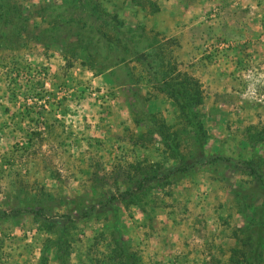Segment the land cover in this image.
<instances>
[{
	"label": "rangeland",
	"instance_id": "obj_1",
	"mask_svg": "<svg viewBox=\"0 0 264 264\" xmlns=\"http://www.w3.org/2000/svg\"><path fill=\"white\" fill-rule=\"evenodd\" d=\"M1 2L0 264H62L59 244L66 264H244L264 0ZM180 71L201 84L203 144L165 89Z\"/></svg>",
	"mask_w": 264,
	"mask_h": 264
},
{
	"label": "trees",
	"instance_id": "obj_2",
	"mask_svg": "<svg viewBox=\"0 0 264 264\" xmlns=\"http://www.w3.org/2000/svg\"><path fill=\"white\" fill-rule=\"evenodd\" d=\"M0 9H1V17L2 19H5V21H8L9 19H12L9 14L11 11H15L14 9H11L8 4H4L3 2L0 3ZM2 14H5L2 16ZM115 20L119 23V19H117L116 15L114 16ZM120 24V23H119ZM181 77L179 80H172L165 78L164 79V85L165 89L167 90L168 94L170 97H172L175 102L178 105V108L180 112L186 117L188 123L192 125V128L194 132L197 135L198 140L203 144L205 141V136H206V129L203 123L202 118L199 117L198 115V105L203 102V92L201 88V84L198 81L197 78L194 76L188 74L185 71H180L179 72ZM175 134V132L173 133ZM251 137L255 139V135L251 134ZM173 138H170L169 144H172ZM170 148L172 149L171 152H173L174 147L170 145ZM224 157L223 155H215L214 158H222ZM246 164L249 166V168L252 170V172H257L256 168L251 165V162L245 161ZM187 165H179L175 166L174 168L171 169V171L178 172V171H186L188 168ZM260 176V175H258ZM262 182V185H264V180L260 179ZM236 194H240V189H236ZM252 207L253 208V213L257 215L255 218L252 220L251 223L245 225L246 228V235L242 239L243 245H247L250 247L248 251H242V256L244 261H242L244 264L247 262V264H253V261L251 260V254H256L258 248L260 250H263V247L261 246L264 245V217L261 216V211L264 210V201L261 202H245L244 207ZM4 212V210H2ZM244 228V229H245ZM253 244V246H251ZM59 250L60 252L58 253L59 255V260L62 264H66L65 258L61 252V245L59 244ZM261 252H259L260 254ZM259 264V263H257Z\"/></svg>",
	"mask_w": 264,
	"mask_h": 264
}]
</instances>
